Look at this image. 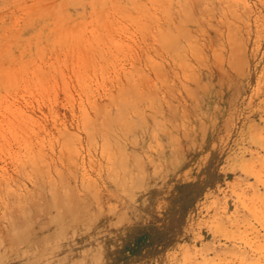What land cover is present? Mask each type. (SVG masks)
<instances>
[{"label":"rangeland","instance_id":"obj_1","mask_svg":"<svg viewBox=\"0 0 264 264\" xmlns=\"http://www.w3.org/2000/svg\"><path fill=\"white\" fill-rule=\"evenodd\" d=\"M0 264H264V0H0Z\"/></svg>","mask_w":264,"mask_h":264},{"label":"bare ground","instance_id":"obj_2","mask_svg":"<svg viewBox=\"0 0 264 264\" xmlns=\"http://www.w3.org/2000/svg\"><path fill=\"white\" fill-rule=\"evenodd\" d=\"M184 49H185V48H184ZM107 144H108V143H107ZM106 146H107V145H106ZM51 187H52V186H51ZM44 204H45V203H44ZM28 220H29V219H28ZM25 230H28V228H27V227H26V228H22L19 232L24 233ZM21 233H20V234H21Z\"/></svg>","mask_w":264,"mask_h":264}]
</instances>
